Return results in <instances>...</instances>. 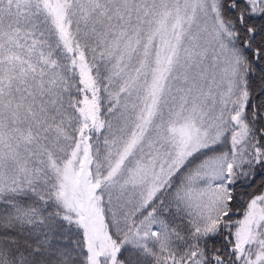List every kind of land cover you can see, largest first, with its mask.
I'll list each match as a JSON object with an SVG mask.
<instances>
[{"label":"snow or ice","instance_id":"obj_1","mask_svg":"<svg viewBox=\"0 0 264 264\" xmlns=\"http://www.w3.org/2000/svg\"><path fill=\"white\" fill-rule=\"evenodd\" d=\"M0 264H264V0H0Z\"/></svg>","mask_w":264,"mask_h":264}]
</instances>
